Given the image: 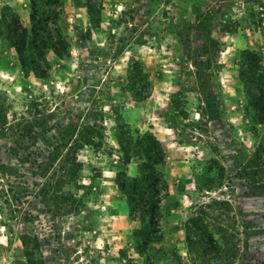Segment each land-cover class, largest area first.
<instances>
[{"label":"rangeland","instance_id":"rangeland-1","mask_svg":"<svg viewBox=\"0 0 264 264\" xmlns=\"http://www.w3.org/2000/svg\"><path fill=\"white\" fill-rule=\"evenodd\" d=\"M32 1L0 0V264H264L244 84L247 50L264 69V0H35L63 54L38 58L45 77L10 43ZM148 134L166 153L156 229L117 183ZM192 213L221 256L188 241Z\"/></svg>","mask_w":264,"mask_h":264},{"label":"trees","instance_id":"trees-1","mask_svg":"<svg viewBox=\"0 0 264 264\" xmlns=\"http://www.w3.org/2000/svg\"><path fill=\"white\" fill-rule=\"evenodd\" d=\"M37 5V2L33 0L32 28L25 27L16 16V26H8V29L9 27L12 28L10 43L18 55L23 69H32L40 77H45L46 72L42 71V64L40 63L42 61H38V58H45L49 50H53L54 54L61 58L63 54L56 47L55 40L49 30L48 16L45 12L37 9ZM244 57L246 58L248 71L244 84L247 87L250 106L254 111L252 118L256 124H264V69L263 66L261 67L262 57L251 50H247ZM128 141L129 145L132 146V139L129 138ZM81 144L79 147L92 145L94 141L89 138ZM138 144L142 148L139 156L143 157V162L139 165V173L136 176H129L126 172L119 173L117 183L122 193L127 195L132 214L140 209L144 216L149 219L150 226L156 229L159 227L158 215L161 207L162 191L167 188L164 173L159 169L165 163L166 153L161 142L153 134L144 136ZM127 151L129 152L128 149H125L124 153H127ZM130 160L129 156L125 162L129 163ZM246 169L253 176L262 178L264 175V141L259 143L254 157L246 163ZM188 219V241L191 242L192 237L196 236L206 249L215 251L218 256H221L226 249L228 250V240H224L227 246L223 245V242H219L214 233L209 230V226L204 225L205 221L202 216L192 213ZM142 233L145 238V245H147L150 234L148 231H142ZM24 243L27 245L25 240Z\"/></svg>","mask_w":264,"mask_h":264}]
</instances>
